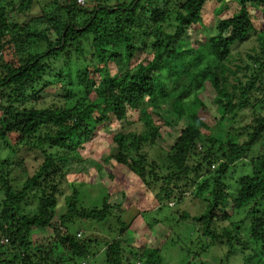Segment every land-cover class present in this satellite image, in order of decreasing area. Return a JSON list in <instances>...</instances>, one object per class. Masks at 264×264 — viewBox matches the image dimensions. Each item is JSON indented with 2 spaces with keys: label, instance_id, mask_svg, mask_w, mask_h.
Returning <instances> with one entry per match:
<instances>
[{
  "label": "trees",
  "instance_id": "1",
  "mask_svg": "<svg viewBox=\"0 0 264 264\" xmlns=\"http://www.w3.org/2000/svg\"><path fill=\"white\" fill-rule=\"evenodd\" d=\"M83 1L53 0L56 10L50 16L41 9L37 18L25 21L34 0L0 3V144L11 148L10 158L0 156V264H67L90 255L94 241L80 239L75 226L107 222L124 201L110 205L106 194L86 207L82 194L94 192L81 176L58 215L59 197L70 174L68 164L83 163L79 146L108 125L117 128L114 154L105 161L132 172L146 188L159 189L157 204L147 210H170V203L181 202L189 192L205 197L206 207L198 215L172 212L181 214L171 224L190 226L187 239L193 248L184 247L180 238L169 242L179 247L183 264H206L201 259L206 252L214 264H264V151L256 153L258 145L264 146V38L261 52L247 55L249 62L234 70L226 65L232 48L256 32L252 12L263 10L264 0H232L236 11L221 18L208 36L204 10L211 0ZM219 1L226 4L221 15L229 5ZM88 36L92 41L85 44ZM146 37L153 43L147 44ZM139 54L146 57L137 62ZM62 57L75 61L74 71L64 69L66 62L57 66ZM121 65L126 67L118 69ZM51 86L61 89V100L39 106ZM204 98L218 114L214 120L201 113L208 109ZM245 110L252 119L244 133H231L228 124ZM132 116L142 124L139 132H130ZM174 128L181 133L161 163L147 148L164 142ZM22 147L42 156L31 174L26 160L13 158ZM248 167L250 172L235 181L234 194L231 176ZM30 199L37 201L38 213L21 212ZM246 209L249 221H234ZM129 210L125 221L118 217V236L106 241V264H164L162 248L137 247V242L123 246L122 236L135 218L128 217ZM150 220L148 229L169 224ZM40 229L53 230L68 260L56 258L51 246L35 249L32 232Z\"/></svg>",
  "mask_w": 264,
  "mask_h": 264
},
{
  "label": "rangeland",
  "instance_id": "2",
  "mask_svg": "<svg viewBox=\"0 0 264 264\" xmlns=\"http://www.w3.org/2000/svg\"><path fill=\"white\" fill-rule=\"evenodd\" d=\"M34 6L32 10L27 13L21 21H25L26 19L37 18L41 9L44 11L46 15H51L52 11L56 10V7L53 6V0H34ZM3 0H0V3ZM224 2V1H223ZM221 3L219 0H211L209 4L206 6L204 10V17L210 23V30H202L207 36L209 32L214 30L216 23L223 17H229L236 11V4L233 3L232 0H226L228 2L229 8L224 10L223 14L219 15L220 9L225 8L226 4ZM102 3V2H101ZM109 5H117V1L107 0ZM47 4L51 5L48 6ZM97 4L88 3L89 7L96 6ZM252 12L253 21L255 23L256 32H253L248 37V40L245 43L239 44L232 48L231 56L229 63H226L227 67L230 69H236V65H243L244 62H249L247 55H252L255 52H261L262 50V41L264 38V9L259 12ZM53 17V16H51ZM40 23L42 26L46 27V23L44 22H36ZM44 23V24H43ZM207 24V22H204ZM204 24V25H205ZM147 44L153 43L152 38H145ZM92 41V37L88 36L83 39L85 44H89ZM139 60H144L146 54H139ZM148 57V56H147ZM66 59L64 57L61 58L57 66L63 67ZM65 70L74 71L76 68L75 61L67 60ZM126 66H118V69L125 68ZM112 69H116V66L111 65ZM73 74V73H72ZM166 76V73L164 72ZM44 99H42L39 106L41 107H50L54 103L61 100L59 97L63 92L59 89L58 86L48 87L45 92ZM77 91L74 92V94ZM205 99V104L208 106L202 110V115L204 118H213L218 117V114L215 112V109L212 108V101L208 98ZM211 108V110H210ZM261 111V110H260ZM264 115V111H261ZM1 115V113H0ZM134 116V115H133ZM132 116V117H133ZM252 119L251 113L248 110L242 112V115L237 119V122L232 124H228V128L230 127L231 133H244L243 127H245L248 123H250ZM134 123V117L130 120ZM212 122V125H215ZM226 123V119L222 121V124ZM130 132H139L142 129V124L140 122H135L131 125ZM233 127V129H232ZM117 126L112 127L111 125L100 128L97 131L96 137H91L85 143H82L77 152L80 155V159L83 160L81 164H68L67 169L69 170V175L67 179H65L64 185L62 186V195L59 197V207H58V215L64 213L66 210V198L73 194V185L79 187L81 182L80 176L87 180L85 186L90 187L94 193H90L83 196H86L84 201L86 202V207H91L90 202H98L103 195L110 197L108 199V203L110 205H118L124 201V205L122 208L113 211V216L110 219L102 224H96L92 222H81L77 223L75 226V230L78 229V237L80 235L83 237V241L92 240L94 243L91 245V253L86 258H76L73 262H69L67 264H82L85 262L86 264H106V241H112L111 239H115L119 231L122 229V225L119 223V218L122 217L123 220H126V216L128 214V210H132V214H129L128 217H135L134 222L131 224V229L122 236L123 246L130 247L135 246L137 242V247L141 246L144 243H147L148 248H162L164 264H183L182 254L179 250V247L174 248L169 245L171 239L180 238L184 243L182 244L184 247H191L189 239H187V232L189 231V224L187 223H170V221H176L179 219L181 213H189L188 215L194 216L202 213L206 207V203L203 198L196 197L194 194L187 193L181 202L170 203V210L156 212L157 209L151 208L152 204L156 205L154 196L159 193V189L156 187H150V189L146 188L142 185L141 179H139L132 172L123 169L122 167L114 166L115 161L106 162L105 159L114 154L113 148V136L114 131ZM172 131V130H171ZM181 133L180 129H175L172 131L171 136L168 137L166 134L163 136L166 139L164 142L162 140H158L156 145L147 148V152L150 153L152 157H154L159 162L165 161L166 154L168 153L169 146L174 143V140L177 139L179 134ZM244 137H241V141ZM14 144L15 141H12ZM258 145L256 148V153L263 152L264 146ZM262 149V150H261ZM28 151L27 148L22 147L19 149V152L13 156L14 160L24 159L26 160L25 167L28 171V174L33 173L34 170L38 168V165L42 163V156L40 153H35L32 151L30 154H25ZM11 148L7 145L0 144V156L1 159L10 158ZM250 168L247 170L242 168H237L229 183L231 184L230 190L235 194L236 184L238 179L244 174L249 173ZM25 179V178H24ZM24 179L20 180L21 183L18 185L21 186ZM75 181L73 184L72 182ZM96 189V191H95ZM99 190V192H97ZM102 191V192H101ZM148 195L145 197V195ZM125 195V197H124ZM153 195V196H152ZM202 196H206L205 194ZM3 192L0 191V199L3 198ZM103 199V198H102ZM90 201V202H89ZM263 201V200H262ZM262 201L260 204L262 206ZM29 204L22 205V213L33 214L38 213V203L35 199H30L28 201ZM259 204V205H260ZM251 207V206H250ZM174 209V210H172ZM249 209V208H248ZM248 209L240 212L238 215L234 216V221H249ZM129 210V211H130ZM126 211V212H125ZM148 211V212H147ZM153 211V212H152ZM180 211L179 215H172V212ZM125 212V213H124ZM58 218H55L56 221ZM151 219V220H150ZM169 221V224H158L153 227V229H148L146 227V220H150L151 224H154L155 221ZM128 221V220H127ZM85 235V236H84ZM197 235L193 236L192 239L196 240ZM97 241V242H95ZM32 242L34 243L35 249H40L43 251H48L49 246L54 251V255L56 258H60L62 260H68L70 258L68 251L62 249V247L56 242L53 230L51 229H40L32 232ZM170 247V248H168ZM216 255L218 257H224V252H217ZM68 258V259H67ZM202 262L206 264H214L215 261L212 258L210 252L201 253ZM233 264H241L240 262H233Z\"/></svg>",
  "mask_w": 264,
  "mask_h": 264
},
{
  "label": "built area",
  "instance_id": "3",
  "mask_svg": "<svg viewBox=\"0 0 264 264\" xmlns=\"http://www.w3.org/2000/svg\"><path fill=\"white\" fill-rule=\"evenodd\" d=\"M78 3L81 4V5H83V4L85 3V1H83V0H78ZM7 242H8L7 239H5V240L3 241V243H7ZM83 264H86V263H83Z\"/></svg>",
  "mask_w": 264,
  "mask_h": 264
}]
</instances>
